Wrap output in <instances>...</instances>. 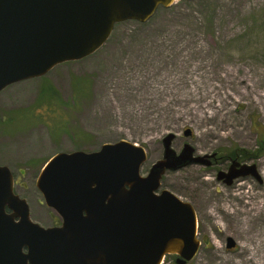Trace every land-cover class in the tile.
Wrapping results in <instances>:
<instances>
[{
	"label": "rangeland",
	"instance_id": "obj_1",
	"mask_svg": "<svg viewBox=\"0 0 264 264\" xmlns=\"http://www.w3.org/2000/svg\"><path fill=\"white\" fill-rule=\"evenodd\" d=\"M114 27L93 54L0 91V164L11 169L30 219L46 227L59 215L35 182L55 153L125 139L145 148L144 175L172 133L175 152L188 142L196 155L216 159L161 178L157 191L168 189L197 213L200 248L181 264H234L244 233L220 200L241 202L231 196L238 182L228 185L217 173L233 159L254 165L260 180L238 177L264 193V0H176L146 22ZM175 258L161 264H178Z\"/></svg>",
	"mask_w": 264,
	"mask_h": 264
},
{
	"label": "water",
	"instance_id": "obj_2",
	"mask_svg": "<svg viewBox=\"0 0 264 264\" xmlns=\"http://www.w3.org/2000/svg\"><path fill=\"white\" fill-rule=\"evenodd\" d=\"M175 1L0 0V91L93 54L116 23L146 22ZM174 137L165 134L162 157L144 175L145 148L125 139L95 151L55 153L35 186L62 219L57 227L30 219L11 169L0 164V264H161L170 254L178 264L192 260L200 247L194 207L157 190L167 170L204 156H194L188 142L175 152ZM248 173L257 177L256 166L233 161L217 178L230 185ZM226 245L234 246L230 236Z\"/></svg>",
	"mask_w": 264,
	"mask_h": 264
},
{
	"label": "bare ground",
	"instance_id": "obj_3",
	"mask_svg": "<svg viewBox=\"0 0 264 264\" xmlns=\"http://www.w3.org/2000/svg\"><path fill=\"white\" fill-rule=\"evenodd\" d=\"M236 182L237 188L231 196L232 200L241 202L234 204L230 200H220L221 212L233 216L234 223L244 233V240L238 242L242 257L235 260L234 264H264V193L255 192V189L242 179ZM219 220L217 216V223ZM221 264L230 263L226 260Z\"/></svg>",
	"mask_w": 264,
	"mask_h": 264
},
{
	"label": "flooded vegetation",
	"instance_id": "obj_4",
	"mask_svg": "<svg viewBox=\"0 0 264 264\" xmlns=\"http://www.w3.org/2000/svg\"><path fill=\"white\" fill-rule=\"evenodd\" d=\"M184 144H185V142L182 143V145H181V149H180L178 152H180V151L183 149V145H184ZM193 148H194L193 155H194V156H199V155H196V153H195L196 151H195V147H194V146H193ZM178 152H177V153H178ZM200 156H204V158H203L202 161H200L199 163H188V165H189V164H197V165L201 164V165H204V166H207V167H211V165H212V164H215V162H216V159L214 158L215 156H214V154L211 155V152H210V154H202V155H200ZM212 158H214V159H212ZM233 161L237 162L236 160L233 159V160L231 161V163H233ZM231 163H230V164H231ZM238 163H240V162H238ZM230 164H229V165H230ZM240 164H243V163H240ZM188 165H185V166H182V167L184 168V167H186V166H188ZM182 167H179V168H182ZM228 168H229V166H228ZM227 170H228V169H222V170H219L218 173H219L220 171H227ZM172 171H173V170H172ZM218 173H217V174H218ZM257 178L260 180V177H259V176H257ZM217 179H218V178H217ZM239 179H244V178L236 177V178L233 179V181H232V183H231L230 185L234 184V182H236V181L239 180ZM220 180H223V181H224V177H222ZM14 184H15V180H14ZM189 203H191V202H189ZM191 204H192V203H191ZM194 211H195V209H194ZM196 217H197V213H196ZM56 219H57V220H55V223H54L53 225H51V226L57 227L58 225L61 224L62 219H61L60 217H57ZM43 227H44V226H43ZM197 228H198V226H197ZM197 233H198V231H197ZM197 237H198V236H197ZM198 239H199V237H198ZM226 239H227V238H226ZM199 241H200V244H201V239H199ZM202 241H203V239H202ZM235 245H236V244H235ZM199 246H200V245H199ZM235 247H236V246H235ZM235 247H234V248H235ZM199 248H200V247H199ZM195 255H196V254H195ZM195 255H194V256H195ZM166 256H167V255H166ZM166 256H165V257H166ZM194 256H193V257H194ZM165 257H164V258H165ZM176 257H177V255H176ZM193 257H192V258H193ZM175 259H176V258H175Z\"/></svg>",
	"mask_w": 264,
	"mask_h": 264
},
{
	"label": "trees",
	"instance_id": "obj_5",
	"mask_svg": "<svg viewBox=\"0 0 264 264\" xmlns=\"http://www.w3.org/2000/svg\"><path fill=\"white\" fill-rule=\"evenodd\" d=\"M262 136H264V134H262Z\"/></svg>",
	"mask_w": 264,
	"mask_h": 264
}]
</instances>
